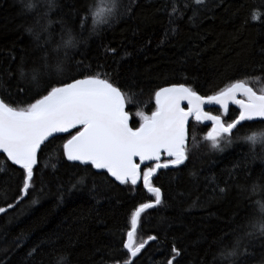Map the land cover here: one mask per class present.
Returning a JSON list of instances; mask_svg holds the SVG:
<instances>
[{
    "label": "trees",
    "instance_id": "16d2710c",
    "mask_svg": "<svg viewBox=\"0 0 264 264\" xmlns=\"http://www.w3.org/2000/svg\"><path fill=\"white\" fill-rule=\"evenodd\" d=\"M55 2L57 7L49 13L54 21L52 39L45 46L50 70L64 60L66 73L76 78L108 73L121 85H134L131 91L137 93L138 103L127 105L132 126L139 125L138 111L150 114L154 109L152 97L159 87L185 83L201 95H211L230 81L250 77L251 87L264 88V79H254L264 76V0H205L191 20L192 7L196 6L186 9L184 4L191 5V0H178L184 14L174 24L169 23L168 14L172 0H119L118 18L111 27L89 35V21V28L80 36L86 42L69 52L67 59L63 49L54 50L61 41L58 21L63 20L64 27L74 29L79 36V17L89 0ZM36 14V9L23 12L20 0H0V96L14 106L38 98L37 83L47 82L43 75L38 82L21 80L18 75L22 61L26 69L43 64V50L26 31ZM253 14L259 19L253 20ZM172 27L177 30L172 32ZM45 35L42 33V38ZM210 111L221 114L217 109ZM238 112L230 107L225 122L234 120ZM243 123L251 127L249 132L241 129V135L264 127V119ZM208 127L193 121L190 134L202 137ZM57 137L40 153L29 195L14 209L0 214V264H168L175 255L173 247L180 252L173 264H222L217 240L232 227L229 221L234 214L243 217L249 210L236 185L249 187L257 207L264 204V183L251 188L264 170L259 159L264 149L255 147L258 159L252 162L251 146L246 143H235L223 153L204 144L191 153L185 165L158 171L153 182L162 189L163 203L142 214L136 242L149 236L157 239L132 258L123 249L131 213L154 197L141 184L135 188L121 185L103 171L67 161L62 149L56 152L55 146L68 137ZM0 160L6 161L9 169L0 173V207H6L21 195L23 170L3 154ZM245 163H250L247 171ZM86 173V185L69 193L72 183ZM226 182L230 191L220 196L217 185L225 187ZM59 189L64 191L62 202ZM33 200L39 202L33 205ZM37 245L35 255L29 257ZM250 251L254 255L246 264H260L264 248L256 246Z\"/></svg>",
    "mask_w": 264,
    "mask_h": 264
},
{
    "label": "snow or ice",
    "instance_id": "6c2138e0",
    "mask_svg": "<svg viewBox=\"0 0 264 264\" xmlns=\"http://www.w3.org/2000/svg\"><path fill=\"white\" fill-rule=\"evenodd\" d=\"M20 3L25 13L36 9V17L26 31L32 35L44 55L41 57L43 64L40 68L26 69L22 61L18 75L21 80L30 79L32 82H38L43 75L47 82L43 85L37 83L35 96L38 98L24 106H14L0 96V154L23 170L22 187L19 189L21 195L13 203L0 207V214L14 209L29 195L34 187V173L40 163V153L51 140L58 138L56 134H66L68 138L56 145L55 151L62 149L67 161L103 170V173L121 185L135 188L142 182L144 189L154 197L153 201L141 203L131 213V228L127 231L123 249L127 250L130 257L135 258L150 241L157 239L156 236H149L146 240L136 242L142 214L163 203L162 189L154 186L153 182L159 170L185 165L191 153L204 144L210 150L223 153L235 143H246L251 146V161L258 159L255 147L259 145L264 149V127L250 131V134H240L241 129L249 132L251 127L243 122L264 119V88L255 90L251 87L250 77L230 81L211 95H201L198 90L185 83L159 87L152 97L154 109L150 114L138 111L136 115L139 117V125L130 126L127 105L138 103L135 99L137 93L131 91L134 85H121L112 80L108 73L76 78V75L66 73L64 60L57 61L54 70H50L52 66L48 63L45 46L51 42L50 28L54 23L49 18V13L57 4L55 0H20ZM204 3L205 0H191V5L184 4L186 9L196 6L192 7L193 17H189L190 20ZM40 8L44 10L40 11ZM118 8L119 0H99L97 4L89 0L83 15L79 17V36L74 29L64 27L63 20L58 21L61 24V41L54 50L63 49L65 58H69V52L86 42L80 36L89 28V21V35L99 34L102 27H111L112 21L118 18ZM168 14L170 24H174L176 18H183L184 13L180 12L178 0H172V8ZM252 19L259 17L253 14ZM170 30L175 32L177 29L172 27ZM42 33L46 34L44 38ZM261 71L264 72V68ZM254 79L259 81L264 76ZM230 105L238 107L239 115L226 123L224 117L229 113ZM206 106H219L221 114L206 111ZM193 121L201 126H207L204 122H211V127L202 137L197 138L190 134ZM259 159L264 164V155ZM243 168L249 170L250 163H245ZM8 170L6 161L0 160V173ZM87 180L86 173L72 183L68 192L85 186ZM261 183H264V170L251 188L254 190ZM95 187L93 181L92 189ZM236 187L241 197L248 201L249 210L243 217L234 214L229 221L232 227L218 238L217 255L222 264H246L247 258L254 255L250 249L256 246L264 248V204L257 207L258 201L251 199L249 187ZM217 188L220 196H226L230 191L227 182L225 187L217 185ZM58 191L61 192L62 202L64 191ZM38 202L33 200L31 203L34 205ZM238 219L240 223H237ZM38 248L39 245L34 246L28 256L33 257ZM172 251L175 255L168 260V264H173L175 256L180 255L175 247ZM124 264H134V261H125ZM260 264H264V259H261Z\"/></svg>",
    "mask_w": 264,
    "mask_h": 264
},
{
    "label": "water",
    "instance_id": "95a60500",
    "mask_svg": "<svg viewBox=\"0 0 264 264\" xmlns=\"http://www.w3.org/2000/svg\"><path fill=\"white\" fill-rule=\"evenodd\" d=\"M232 106H233V107H236V108L238 109V107L235 106V105H230L229 108L232 107ZM212 108L219 110V106H211V107L206 106L205 110L208 111V110H210V109H212ZM238 110H239V109H238ZM238 115H239V112H238ZM238 115H237V116H238ZM259 119H261V118H256L255 120H259ZM204 124L207 125V126H209V125L211 126V122H204ZM56 135H64V134H56ZM73 163H79V162H73ZM16 166H17V165H16ZM18 167H19V166H18ZM96 171H103V170H96ZM117 183H119V182H117ZM139 184H140V183H139Z\"/></svg>",
    "mask_w": 264,
    "mask_h": 264
},
{
    "label": "flooded vegetation",
    "instance_id": "af4514ba",
    "mask_svg": "<svg viewBox=\"0 0 264 264\" xmlns=\"http://www.w3.org/2000/svg\"><path fill=\"white\" fill-rule=\"evenodd\" d=\"M212 109H214V108H212ZM211 110V109H210ZM210 110H208V111H210ZM214 114V113H213ZM216 115H218V114H216ZM130 126H132V124H131V116H130ZM74 134V133H73ZM65 136H67L66 134H64ZM148 166H151V165H148ZM140 184L143 186V183L142 182H140ZM139 185V184H138ZM144 188V187H143ZM146 190V189H145ZM147 191V190H146Z\"/></svg>",
    "mask_w": 264,
    "mask_h": 264
},
{
    "label": "rangeland",
    "instance_id": "374dc122",
    "mask_svg": "<svg viewBox=\"0 0 264 264\" xmlns=\"http://www.w3.org/2000/svg\"><path fill=\"white\" fill-rule=\"evenodd\" d=\"M262 87H264V84L262 85ZM211 126L209 125L208 129L210 128ZM208 131V130H207Z\"/></svg>",
    "mask_w": 264,
    "mask_h": 264
}]
</instances>
